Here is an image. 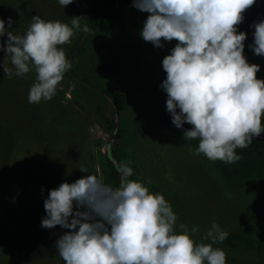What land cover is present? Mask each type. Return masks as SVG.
I'll return each instance as SVG.
<instances>
[{"label":"rangeland","instance_id":"rangeland-1","mask_svg":"<svg viewBox=\"0 0 264 264\" xmlns=\"http://www.w3.org/2000/svg\"><path fill=\"white\" fill-rule=\"evenodd\" d=\"M190 25L139 0L105 36L79 1L0 0V264H106L121 164L141 197L143 264L264 263V184L235 185L155 107Z\"/></svg>","mask_w":264,"mask_h":264},{"label":"trees","instance_id":"trees-1","mask_svg":"<svg viewBox=\"0 0 264 264\" xmlns=\"http://www.w3.org/2000/svg\"><path fill=\"white\" fill-rule=\"evenodd\" d=\"M85 7L94 34L107 36L139 0H76ZM165 11L193 26L177 36L176 61L163 67L155 83L154 101L163 122L197 148L228 164L237 186L255 181L264 184V140L224 141L185 133L177 128L169 111V97L197 56L222 37L234 33L264 31V0H157ZM186 26V25H185ZM87 32H89L91 29ZM176 113L187 125L220 133L264 131V38L233 39L209 52L176 98ZM114 167L116 180L123 177L125 193L115 194L105 214L112 229L106 246V264H124L118 257L127 224L124 253L129 264H143L141 246L145 222L141 197L126 165ZM248 230H233L226 239L244 242ZM246 239V240H245ZM259 264H264L260 262Z\"/></svg>","mask_w":264,"mask_h":264},{"label":"water","instance_id":"water-1","mask_svg":"<svg viewBox=\"0 0 264 264\" xmlns=\"http://www.w3.org/2000/svg\"><path fill=\"white\" fill-rule=\"evenodd\" d=\"M203 2L207 1H216V0H199ZM264 38V31L261 32H252V33H241V32H234L230 33L224 37H222L219 41L211 44L206 50L201 52L197 58L192 62L187 72L184 74L182 79L174 86L170 97H169V111L172 117L173 122L177 126V128L185 133L192 134L194 136H198L201 138H207V139H217V140H224V141H233V140H264V131H254L249 133H220V132H214L209 130H199L196 128H193L187 124H185L177 115L176 113V98L179 93V91L183 88V86L190 80L192 75L194 74L196 68L200 64L201 60L212 50L216 49L217 47L227 43L228 41H231L233 39H251L256 40ZM125 228V230H124ZM122 237H123V244L120 248L123 249L124 252V242L127 237V224L126 221L123 223V229H122ZM119 248V249H120ZM119 257V256H118ZM127 260V258H126ZM123 262V261H122ZM124 264H129L128 261Z\"/></svg>","mask_w":264,"mask_h":264}]
</instances>
